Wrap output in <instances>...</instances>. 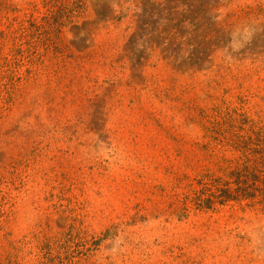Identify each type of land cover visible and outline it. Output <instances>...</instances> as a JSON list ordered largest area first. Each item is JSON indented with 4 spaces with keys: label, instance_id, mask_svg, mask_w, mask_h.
<instances>
[{
    "label": "rangeland",
    "instance_id": "374dc122",
    "mask_svg": "<svg viewBox=\"0 0 264 264\" xmlns=\"http://www.w3.org/2000/svg\"><path fill=\"white\" fill-rule=\"evenodd\" d=\"M167 1L0 0V264H264L261 179L195 200L264 155V0Z\"/></svg>",
    "mask_w": 264,
    "mask_h": 264
},
{
    "label": "trees",
    "instance_id": "16d2710c",
    "mask_svg": "<svg viewBox=\"0 0 264 264\" xmlns=\"http://www.w3.org/2000/svg\"><path fill=\"white\" fill-rule=\"evenodd\" d=\"M163 1H167V0H163ZM145 2L143 3L145 5L144 10L149 7H152V12H156V10L153 11L155 8L154 6L157 5L156 2H151L148 5ZM188 2L185 3L186 11L190 10V7H191V5ZM196 3H197V0L193 1L194 8H195ZM75 4H76L75 5L76 7H79L80 0H77ZM201 10H203V8H201ZM191 11L193 12V10ZM203 11L205 12V14L208 12L207 10H203ZM178 12L181 13L179 10L175 11L173 15L171 16L170 20L178 19L175 17V14ZM179 22H181L180 19L176 20L174 23L179 24ZM198 22L199 21H196V17L193 16V17H190V20L188 21V25L191 26L190 31H187L186 29L180 26H178L179 28L175 30H174V26H171L170 29H168V34L170 35L169 38L172 39V42L170 43V47L171 46L178 47V44H176L174 41L177 38L176 36H178V38L180 37L182 38V36L186 38L185 47L186 48L189 47L190 51L186 57H184V54L182 53L183 55H182L181 63H183L184 65L190 66V67H197V68L199 66H202L208 60V57L210 55L208 53L209 49L208 48L206 49L205 47V45L208 43V41H206L208 39V35L211 34V32H214L219 37V41H222L225 35L224 30L218 29V28L216 29L214 22L205 21L201 24H198ZM202 24L204 25V27H200ZM200 28H202V37L200 39H197L199 37L197 32ZM189 34H192V36H189L187 38ZM179 45H181V43ZM199 48L200 49L202 48V52L200 50H197ZM168 49L169 47H166V51ZM205 51H206V54H205ZM247 160L250 162V159H247ZM248 161H244L240 166L238 165L232 171H230L229 175L230 177H233V181L211 180V186L215 188V191L211 192L210 189H205L209 191V193L208 195H206L207 193L204 194L205 192H202L201 195L203 197L198 195L195 198L198 204L204 205L205 207L211 206V204L214 202L213 199L216 198V192L219 193L220 197L224 198L222 199L221 202H224L225 200H228V199H234V198L240 197L241 195L243 197H249L250 196L248 193L249 187L253 188L254 184L259 182V179H261L260 182L264 183V155L262 157H259V159L253 160L251 164L247 163ZM252 177H253V180L251 182ZM230 183L235 184V187L233 189L229 188ZM70 238H71V234L67 233L60 239H57L55 243L56 245L59 246V244H61L64 241H67V240L70 241Z\"/></svg>",
    "mask_w": 264,
    "mask_h": 264
}]
</instances>
